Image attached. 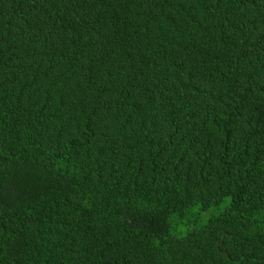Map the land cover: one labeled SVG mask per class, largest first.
Segmentation results:
<instances>
[{"label":"trees","instance_id":"obj_1","mask_svg":"<svg viewBox=\"0 0 264 264\" xmlns=\"http://www.w3.org/2000/svg\"><path fill=\"white\" fill-rule=\"evenodd\" d=\"M0 264H264V0H0Z\"/></svg>","mask_w":264,"mask_h":264}]
</instances>
